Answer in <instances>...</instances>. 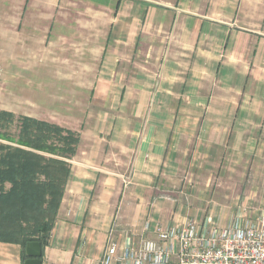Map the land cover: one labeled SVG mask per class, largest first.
<instances>
[{
	"label": "crops",
	"instance_id": "crops-1",
	"mask_svg": "<svg viewBox=\"0 0 264 264\" xmlns=\"http://www.w3.org/2000/svg\"><path fill=\"white\" fill-rule=\"evenodd\" d=\"M195 2L123 0L114 24L129 39L104 55L43 264H101L117 233L155 237L187 164L230 135L264 142V0ZM140 31L153 33V54L127 72L152 40ZM21 247L0 242V264H25Z\"/></svg>",
	"mask_w": 264,
	"mask_h": 264
},
{
	"label": "rangeland",
	"instance_id": "rangeland-1",
	"mask_svg": "<svg viewBox=\"0 0 264 264\" xmlns=\"http://www.w3.org/2000/svg\"><path fill=\"white\" fill-rule=\"evenodd\" d=\"M122 4L123 0H0V109L16 116L9 127H0V132L10 134V140L0 137V142L19 146L21 115L77 132L88 127L92 90L104 55L116 38L129 39L130 32L114 24ZM140 33L151 36L150 44L145 39L147 45L155 43L153 33ZM146 44L133 52V60L124 61L127 72L141 70L143 51L153 54L154 48ZM208 155H198L195 165L187 164L180 185L167 192L171 200L161 208V222L191 217L203 222L210 215L214 225L224 226L238 212L255 216L264 208V142L233 145L230 135L222 151ZM10 186L6 183V189ZM117 234L116 241L123 242V234Z\"/></svg>",
	"mask_w": 264,
	"mask_h": 264
},
{
	"label": "trees",
	"instance_id": "trees-1",
	"mask_svg": "<svg viewBox=\"0 0 264 264\" xmlns=\"http://www.w3.org/2000/svg\"><path fill=\"white\" fill-rule=\"evenodd\" d=\"M15 117L0 109V127H9ZM19 122V146L0 142V242L20 244L25 261L28 242L48 246L71 174L68 159L76 155L81 134L27 115L19 116ZM0 137L10 140L6 132Z\"/></svg>",
	"mask_w": 264,
	"mask_h": 264
},
{
	"label": "built area",
	"instance_id": "built-area-1",
	"mask_svg": "<svg viewBox=\"0 0 264 264\" xmlns=\"http://www.w3.org/2000/svg\"><path fill=\"white\" fill-rule=\"evenodd\" d=\"M155 233L138 242L109 238L101 264H264V208L238 212L224 226L208 215L157 224Z\"/></svg>",
	"mask_w": 264,
	"mask_h": 264
},
{
	"label": "water",
	"instance_id": "water-1",
	"mask_svg": "<svg viewBox=\"0 0 264 264\" xmlns=\"http://www.w3.org/2000/svg\"><path fill=\"white\" fill-rule=\"evenodd\" d=\"M25 248V264H43V246L39 241H30Z\"/></svg>",
	"mask_w": 264,
	"mask_h": 264
}]
</instances>
